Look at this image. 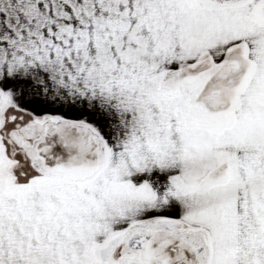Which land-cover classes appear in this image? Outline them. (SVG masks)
Here are the masks:
<instances>
[{
    "label": "crops",
    "instance_id": "crops-1",
    "mask_svg": "<svg viewBox=\"0 0 264 264\" xmlns=\"http://www.w3.org/2000/svg\"><path fill=\"white\" fill-rule=\"evenodd\" d=\"M6 112L13 264H79L144 224L200 232L205 264H264V0H0Z\"/></svg>",
    "mask_w": 264,
    "mask_h": 264
},
{
    "label": "rangeland",
    "instance_id": "rangeland-1",
    "mask_svg": "<svg viewBox=\"0 0 264 264\" xmlns=\"http://www.w3.org/2000/svg\"><path fill=\"white\" fill-rule=\"evenodd\" d=\"M260 16L261 15H259L258 17H260ZM8 115H9L8 112H6L4 114V123L2 122V124H0V126L2 127V130H3V134H7L8 129L10 130L12 127V124L8 120L9 119ZM20 119H21V122H23V118L20 117ZM39 130L44 131L45 135L42 134V138H74V134H72L73 130L66 129L63 127H56L50 123L44 124L42 126V128ZM16 131H17V134L19 133V131H20V133H23V129H19L18 126H17ZM0 140H1V146H2L1 149H3V150H0V152L4 156H7L6 143L4 141H2V139H0ZM29 152H30V149H29ZM8 177L9 176L7 173V168L2 167L0 165V179L3 180V187L1 188L2 190H0V197L9 195V192L10 193L14 192L13 191V184L8 182V180H9ZM65 177H67L69 179H77V180H80L83 178V176H72V177L71 176H65ZM17 179H20L22 181L24 178H19V176L17 175ZM38 185H39V183H34V182H33V184H31L32 187L35 186L36 188L43 186V185H39V186ZM16 186H17V188L20 187L19 184H16ZM1 208L2 207L0 206V264H13L11 262V260H9L10 256L8 255V253L12 252L14 250H17V249L10 247V243H9V242H11L10 238L15 239V241H17V244H18L17 248H19V247L22 248L23 246H25V242L27 241V239H26L27 236H25V234H26L25 224L26 223L23 224L24 221H22V218H18V219H16V223L13 226H10L11 224H10V220H9V216H8V210H7L6 206L3 209H1ZM17 216L19 217V215H17ZM69 227H70L69 228L70 230H79L81 227V224H79V223L74 224V225L70 224ZM27 229L32 230L33 227H30ZM171 229L172 228L167 227L165 229V231H170ZM173 229L175 232H179L181 234H189L190 236H195L204 245L203 250H206L205 244L203 242V239L201 237L200 232H198V231L192 232L191 230H186L183 227H179L178 229H176V228H173ZM10 231L12 233H8ZM28 232H32V231H28ZM162 232H164V231H162ZM108 240L109 239H107V240H104V239L98 240L97 239V241H101V242L95 243L96 245L94 244V246L97 250L95 255L94 254L89 255V251H87L85 255L78 254L79 264H117L114 261V258L111 256L110 250L108 251V254L106 256L107 260L99 252V251H101L100 250L101 246H103L106 242H109ZM11 245H12V243H11ZM44 248H45V250H44ZM49 248H51V247H49ZM49 248L48 247L41 248L40 251L43 253H40V254L35 253V254L30 255V256H25V257L21 256V260L18 261V259H17L15 264H30V258H37L38 261L39 260L40 261H43V260L46 261L48 259V255L46 252L49 251ZM115 248H116V244L114 245L113 250ZM36 250H37V248H36ZM27 252L29 253V250H27ZM76 256H77V254H74V259L76 258ZM25 258H26V260H25ZM192 258H193V255L191 254V256H186L182 261L175 262V264H191L190 259H192Z\"/></svg>",
    "mask_w": 264,
    "mask_h": 264
},
{
    "label": "flooded vegetation",
    "instance_id": "flooded-vegetation-1",
    "mask_svg": "<svg viewBox=\"0 0 264 264\" xmlns=\"http://www.w3.org/2000/svg\"><path fill=\"white\" fill-rule=\"evenodd\" d=\"M114 245L110 251L117 264H175L191 254V264H205L206 259V250L198 238L165 231L159 225L133 227L114 240ZM107 254L108 251L103 254L105 259Z\"/></svg>",
    "mask_w": 264,
    "mask_h": 264
},
{
    "label": "water",
    "instance_id": "water-1",
    "mask_svg": "<svg viewBox=\"0 0 264 264\" xmlns=\"http://www.w3.org/2000/svg\"><path fill=\"white\" fill-rule=\"evenodd\" d=\"M113 245H114V241L112 242V244H110V246L107 248V250L105 252L111 250V248L113 247Z\"/></svg>",
    "mask_w": 264,
    "mask_h": 264
}]
</instances>
